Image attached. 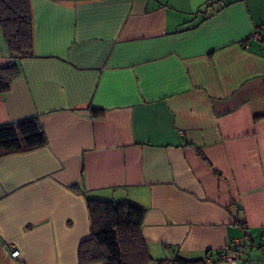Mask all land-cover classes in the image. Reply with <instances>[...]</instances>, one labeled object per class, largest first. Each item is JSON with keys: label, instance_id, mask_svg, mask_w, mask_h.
<instances>
[{"label": "crops", "instance_id": "1", "mask_svg": "<svg viewBox=\"0 0 264 264\" xmlns=\"http://www.w3.org/2000/svg\"><path fill=\"white\" fill-rule=\"evenodd\" d=\"M29 2L0 125L48 143L0 157V264H80L88 199L145 210L148 264H264V0Z\"/></svg>", "mask_w": 264, "mask_h": 264}, {"label": "trees", "instance_id": "2", "mask_svg": "<svg viewBox=\"0 0 264 264\" xmlns=\"http://www.w3.org/2000/svg\"><path fill=\"white\" fill-rule=\"evenodd\" d=\"M0 33L9 57L17 62L32 56V12L29 0H0ZM18 76L16 65L0 71V92L9 89ZM93 117L102 110L91 109ZM36 118L0 125V157L36 150L47 145ZM90 237L78 251L80 264H148L152 261L142 236L145 210L128 202L86 200ZM176 264H196L177 257Z\"/></svg>", "mask_w": 264, "mask_h": 264}, {"label": "built area", "instance_id": "3", "mask_svg": "<svg viewBox=\"0 0 264 264\" xmlns=\"http://www.w3.org/2000/svg\"><path fill=\"white\" fill-rule=\"evenodd\" d=\"M211 2H215V3H219V2H222L224 0H210ZM253 38L254 39H259L261 38L260 35L258 34V32L254 33L253 34ZM231 247H232V251L235 252V253H238V254H241L244 252V246L240 243L239 240H234L232 241L231 243ZM10 255L11 257L13 258H16L18 257L19 255V251L17 250H14V249H11L10 250ZM214 260L216 261H223L225 263H234L236 262L237 258L234 257V256H231L229 254V248L226 247L224 249H221L220 251H218L217 255L215 258L211 257V256H208L206 255L204 258H203V263L204 264H210L212 263Z\"/></svg>", "mask_w": 264, "mask_h": 264}]
</instances>
